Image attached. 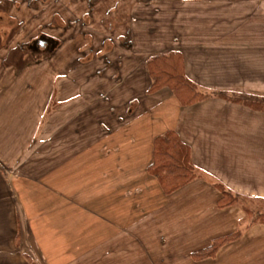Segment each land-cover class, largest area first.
I'll list each match as a JSON object with an SVG mask.
<instances>
[{
    "label": "crops",
    "instance_id": "0c3cea01",
    "mask_svg": "<svg viewBox=\"0 0 264 264\" xmlns=\"http://www.w3.org/2000/svg\"><path fill=\"white\" fill-rule=\"evenodd\" d=\"M31 1L0 0V264H141L147 228L176 263L264 264V224L245 211L264 202V111L215 95L182 106L149 91L147 67L180 51L201 90L264 97V0H54L34 48L16 14ZM168 130L198 176L166 195L148 168ZM217 184L240 203L221 208Z\"/></svg>",
    "mask_w": 264,
    "mask_h": 264
},
{
    "label": "trees",
    "instance_id": "16d2710c",
    "mask_svg": "<svg viewBox=\"0 0 264 264\" xmlns=\"http://www.w3.org/2000/svg\"><path fill=\"white\" fill-rule=\"evenodd\" d=\"M151 76L150 92L169 88L182 106H189L203 101L213 95L245 105L251 109L264 111V97L250 94H227L225 92L208 93L186 75L184 57L180 51L152 56L147 62ZM149 173L156 177L160 187L169 195L186 186L198 174L192 158V149L185 143L176 130H168L157 136L153 142V158L148 168ZM222 193L219 206L226 208L240 203V195L217 184ZM246 217L251 223L264 224V212L245 208ZM242 232L237 230L219 237L199 250L192 253L195 260H205L217 256L226 244L240 238Z\"/></svg>",
    "mask_w": 264,
    "mask_h": 264
},
{
    "label": "rangeland",
    "instance_id": "374dc122",
    "mask_svg": "<svg viewBox=\"0 0 264 264\" xmlns=\"http://www.w3.org/2000/svg\"><path fill=\"white\" fill-rule=\"evenodd\" d=\"M60 1V0H59ZM64 2V0H62ZM97 0H92V3H94L93 5H95ZM24 3V4H23ZM26 2H22V4H18L19 6L16 8L17 13L16 14H21L23 16V18L27 15L28 16V20H29V24L33 25V23H36V20L40 17V19L42 18H49L50 15H52V13H54L56 11V7L54 4V0H34L30 2V7H26L25 4ZM67 4V3H66ZM23 5V6H22ZM58 5V4H57ZM63 4H61V8L63 11ZM58 7V6H57ZM55 8V9H54ZM68 7H66V9H64V11H66V13L68 12ZM84 8L81 7V11H78L79 14H83L84 12H82ZM86 17V15L84 16ZM30 26V33L27 34V43L29 44L30 47L34 48L38 46V42L39 39L38 38H34L36 35H41V34H35L37 33V29L35 28V26ZM12 35H14L15 31H19L20 26L16 23L13 24L12 26ZM34 28V29H33ZM28 29V27H27ZM4 30V34H5ZM41 33V30H39ZM44 37L48 36L47 34H43ZM3 36H0V46L8 44L11 39L8 40H4ZM53 41V40H52ZM26 44V45H28ZM25 58L28 60H34L36 58V56L34 55V53L32 51H30L28 54H25ZM17 58H19V56H17ZM143 202V200H142ZM251 202H249V200H243L244 205H246V207H248L247 205H250ZM254 203V208L257 207L258 210L262 211L264 210V202H253ZM149 207H153L152 206V200L150 201ZM147 204V205H148ZM146 205V206H147ZM251 206V205H250ZM256 210V211H258ZM254 211V210H253ZM147 215L146 214H142V215H138V220L144 219ZM247 223L244 222V224ZM152 230H150L149 228L145 229L143 231L142 234L139 235V237L141 238L142 241H144V244H141V249L140 252H138L139 254H141V264H182V263H176L175 261H173V258L179 254H173L172 256L170 254L167 253V251L165 250L166 248H164V244L162 243L161 245H159V243L157 244V246L155 245V248L150 246L149 243V238H150V232ZM157 238L159 237V233L156 234ZM126 237V236H124ZM128 238V237H126ZM145 251V252H144ZM192 260V259H191ZM193 261V260H192ZM194 262V261H193Z\"/></svg>",
    "mask_w": 264,
    "mask_h": 264
}]
</instances>
